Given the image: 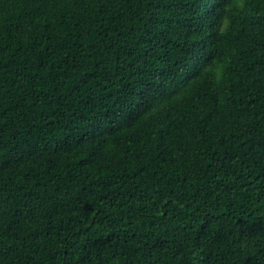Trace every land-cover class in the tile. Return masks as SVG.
Returning <instances> with one entry per match:
<instances>
[{"label":"trees","instance_id":"1","mask_svg":"<svg viewBox=\"0 0 264 264\" xmlns=\"http://www.w3.org/2000/svg\"><path fill=\"white\" fill-rule=\"evenodd\" d=\"M0 264H264V0H0Z\"/></svg>","mask_w":264,"mask_h":264}]
</instances>
